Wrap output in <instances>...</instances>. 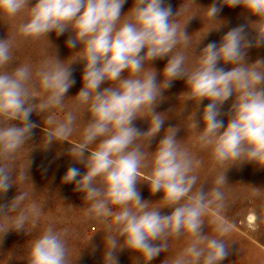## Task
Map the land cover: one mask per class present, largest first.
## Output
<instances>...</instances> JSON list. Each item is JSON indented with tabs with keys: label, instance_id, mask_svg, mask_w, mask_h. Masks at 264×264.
I'll use <instances>...</instances> for the list:
<instances>
[{
	"label": "clouds",
	"instance_id": "9594fccd",
	"mask_svg": "<svg viewBox=\"0 0 264 264\" xmlns=\"http://www.w3.org/2000/svg\"><path fill=\"white\" fill-rule=\"evenodd\" d=\"M127 2L0 0V24L12 26L0 38V247L10 233L31 237L21 264H79L85 250L99 251L100 264H120L124 253L131 264H153L173 241L183 247L161 264H224L232 255L227 173L264 168V57L249 55L264 49V0L177 8L132 0L125 11ZM225 7L241 9L243 22L228 26ZM193 19L213 25L195 42L202 27L189 32ZM213 32L219 40L207 39ZM53 35L67 36L66 58ZM39 41L52 55L18 63L16 49ZM77 65L81 87L69 95ZM177 81V103L160 111ZM38 128L39 149L68 158L61 184L80 194L83 220L101 226L74 259L69 230L41 226L47 202L35 199L29 159ZM205 158L217 171L202 181ZM141 185L159 199H145ZM262 213L264 196L251 213L256 225Z\"/></svg>",
	"mask_w": 264,
	"mask_h": 264
},
{
	"label": "rangeland",
	"instance_id": "374dc122",
	"mask_svg": "<svg viewBox=\"0 0 264 264\" xmlns=\"http://www.w3.org/2000/svg\"><path fill=\"white\" fill-rule=\"evenodd\" d=\"M201 5L207 6L212 0H197ZM174 8H177L181 0H171ZM132 0H128L124 6V10L131 6ZM241 9H231L225 7L221 13V18L228 22V26H235L243 22L241 16ZM213 26L205 23L203 26L199 19H193L189 26V32L193 33V41L200 36L208 27ZM12 30L9 25L8 29L5 25L0 24V38L6 35V32ZM227 29L225 28L224 31ZM221 33L213 32L208 36V40H219ZM67 36L56 38L52 37L55 45L58 46L60 57L66 58L70 55L69 50L65 47V40ZM207 41H205L206 43ZM52 48L46 41H39L32 44L22 45L16 49L15 57L18 63L33 62L36 63L41 59L52 55ZM250 58L254 60L257 56L264 57V49L252 50ZM166 61H158L154 66L157 69H162ZM82 66H75L76 85L70 90L69 95H74L81 87L80 68ZM184 88L183 81L175 82L174 87L166 93L169 99L161 105L160 111L168 109L177 103L176 94L181 92ZM207 103V102H205ZM32 119L40 123V118L33 115ZM175 123V120L171 121ZM140 127H146L143 122H137ZM36 137L34 142L37 147L29 155L31 160L30 176L37 189L35 199L45 200L47 207L45 216L41 220V226L52 222L58 228H67L69 230V242L72 250L73 259L79 255L80 251L88 246L89 238L101 231V226L96 223H89L83 220V206L81 196L79 193L73 191V186L68 184H61V178L68 166V158L66 156H57V147H53L50 151H41L42 147L39 144L40 129L36 130ZM181 135H184L181 132ZM73 137L72 139H75ZM68 147L67 144L59 151H63ZM27 162V149L22 152L19 166L23 167ZM205 158V166L200 170V177L202 181L211 180L216 174ZM228 181L230 183L228 195L232 201L231 207L228 209L227 215L233 222L234 227L231 232L230 239L234 242L232 255L228 257L224 264H264V222L256 225L253 221L251 213L256 208L258 200L264 196V168L257 169L254 165L247 164L239 168H232L227 173ZM26 190L31 189V184L26 183L22 185ZM142 195L145 199H159V194L150 197L149 190L146 185H141ZM15 194V188L9 191L8 198L10 199ZM63 198V199H61ZM75 206V207H73ZM264 215V213H262ZM31 237H26L23 234L10 233L6 236L2 247H0V264H21L19 261L24 255L27 247V240ZM97 244L101 243L100 236L95 237ZM183 247V241H173L168 253L162 254L153 264H161L164 259H169L177 251ZM120 264H131L128 253L121 254ZM79 264H100V252L91 255L87 250L83 252L82 259ZM134 264V262H133Z\"/></svg>",
	"mask_w": 264,
	"mask_h": 264
}]
</instances>
